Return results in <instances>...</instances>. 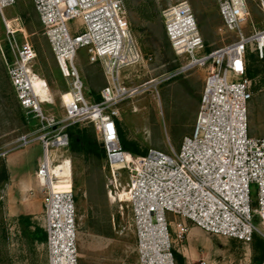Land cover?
I'll return each instance as SVG.
<instances>
[{
	"label": "built area",
	"instance_id": "built-area-1",
	"mask_svg": "<svg viewBox=\"0 0 264 264\" xmlns=\"http://www.w3.org/2000/svg\"><path fill=\"white\" fill-rule=\"evenodd\" d=\"M31 2L57 71L68 84V91L59 94L63 115L48 113L54 106L50 93L42 98L33 86L39 79L33 71L36 51L18 20H13L17 23L14 28L4 14L16 0H0L12 56L7 74L29 127L13 143L41 148L34 177L42 197L47 264H79L77 209L70 162L63 156L70 145L68 130L74 126L92 128L104 152L107 196L128 211L137 264H177L175 254L183 248L190 226L243 245L251 244L255 237L264 241V137L251 136L248 117L256 85L248 73L252 62L264 68V28L255 29L246 1L218 3L222 23L218 31L231 39L209 52L189 4L164 9L165 36L184 63L137 88L124 87L122 72L151 64L153 57L143 54L133 37L124 0ZM258 3L264 16V0ZM19 34L21 42L16 37ZM81 48L86 49L89 65L101 66L105 86L98 92L99 101L83 93L76 68ZM193 69L204 70L205 76L192 130L178 149H150L144 155L123 149L118 106L139 89ZM43 87L47 88L46 82ZM64 162L70 173L67 179L54 173ZM115 166L121 170L113 171ZM59 186L65 189L57 191Z\"/></svg>",
	"mask_w": 264,
	"mask_h": 264
},
{
	"label": "rangeland",
	"instance_id": "rangeland-1",
	"mask_svg": "<svg viewBox=\"0 0 264 264\" xmlns=\"http://www.w3.org/2000/svg\"><path fill=\"white\" fill-rule=\"evenodd\" d=\"M220 1L124 0L133 37L142 53L153 57L151 64H141L122 72L124 87L137 88L184 63V58L174 54L164 33L161 12L169 6L190 5L206 52L230 41V35L218 31L222 25L217 11ZM245 1L255 29H263L264 16L258 0ZM4 14L7 20L19 21V27L36 51L33 71L49 86L54 102V106L43 108L61 117L63 110L59 94L68 91V84L57 71L31 0H16ZM16 24L13 22L12 26L17 28ZM16 37L18 42L22 41L21 34ZM11 60L0 16V154L8 153L4 157L0 155V264H47L45 242L30 239L35 229L43 231L42 197L34 177L41 160V148L38 144L21 148L13 143L29 127L24 124L8 78L7 64ZM76 68L85 97L93 95L91 100H96L98 91H94L105 85L101 66L89 65L86 49L81 48L77 52ZM249 72L256 82L248 114L250 134L263 138L264 91L260 90L264 85V68L252 62ZM204 76V70L193 69L162 84L149 85L143 91L139 89L127 97L118 106L123 140L133 144L138 151L156 149L167 152L170 147L177 150L183 137L192 130ZM83 128L96 139L92 128L84 126L80 129ZM63 156L70 162L77 209L79 264H137L134 234L127 225L128 211L107 196L105 160L76 155L69 150ZM27 221L30 224L25 229ZM254 224L257 225L256 220ZM196 232L178 253L184 264H200L202 260L198 256L203 253L206 264H258L264 253L259 245L262 240L258 237L251 244L243 245L234 240L209 236L197 228Z\"/></svg>",
	"mask_w": 264,
	"mask_h": 264
},
{
	"label": "trees",
	"instance_id": "trees-1",
	"mask_svg": "<svg viewBox=\"0 0 264 264\" xmlns=\"http://www.w3.org/2000/svg\"><path fill=\"white\" fill-rule=\"evenodd\" d=\"M248 76L253 78L254 76L249 72ZM96 98L95 101H97ZM80 126H74L69 128L68 134L70 138V145H69V152L76 154V155H83V156H93L97 160L104 159V152L101 146L97 143L94 137H90L87 133L85 128L80 129ZM119 141L123 149L132 152L136 155H144L145 151H138L137 148L131 144L123 140V136L121 131L119 130ZM131 144V145H130ZM29 222L27 221L24 225L25 229L29 227ZM30 239L35 242L44 243L46 241V235L41 229H35L32 235H30ZM260 248H262L264 252V241H260L259 243ZM175 259L177 264H183L181 257L175 254ZM264 262V253L260 258L258 264Z\"/></svg>",
	"mask_w": 264,
	"mask_h": 264
},
{
	"label": "bare ground",
	"instance_id": "bare-ground-1",
	"mask_svg": "<svg viewBox=\"0 0 264 264\" xmlns=\"http://www.w3.org/2000/svg\"><path fill=\"white\" fill-rule=\"evenodd\" d=\"M9 21H11V23H13V20H9ZM44 84H45V82L42 79H40V78L36 79L35 81H33V86H34V89H35L36 93L38 94V96H40L42 98H46V95H47L46 92H49V88H48L49 86L46 85L47 88L44 89V87H43ZM68 169L69 168L67 167V165L64 162L62 165L60 164L59 167L56 168L54 173L59 178L67 179V178H69V175H70ZM120 170H121V168L119 166L113 167V171H120ZM121 175H123L122 172H121ZM119 180L120 179H118V178L115 179L116 182H119ZM64 189H65V187L59 186L57 191H61V190H64ZM120 195H121V193H120ZM121 198H122V196H121Z\"/></svg>",
	"mask_w": 264,
	"mask_h": 264
},
{
	"label": "crops",
	"instance_id": "crops-1",
	"mask_svg": "<svg viewBox=\"0 0 264 264\" xmlns=\"http://www.w3.org/2000/svg\"><path fill=\"white\" fill-rule=\"evenodd\" d=\"M105 86V85H104ZM103 86V87H104ZM103 87H99V89H97V90H95L94 92L96 93L97 91L99 92ZM93 96V95H92ZM92 96L91 97H88L90 100L92 99ZM97 98H99L98 97V94H97ZM16 99V98H15ZM96 99V98H95ZM95 101V100H94ZM17 106H18V103H17ZM18 108L20 109V107L18 106ZM20 111H21V113H22V110L20 109ZM23 116V115H22ZM194 123V122H193ZM192 126H193V124H192ZM120 127H121V129H122V125L121 124H119L118 125V128H119V130L121 131V129H120ZM124 132V131H123ZM199 230V229H198ZM200 231V230H199ZM202 232V231H201ZM195 233H197L196 232V228L194 229V228H192V227H190L189 228V231H188V235H187V241H189V240H191L192 239V237L195 235ZM204 233V232H203ZM205 234V233H204ZM177 255H179V254H177ZM199 257V259L200 260H202V261H205L204 260V257H205V255H204V253L203 254H201V256H198ZM182 259V258H181ZM182 261H183V264H184V260L182 259Z\"/></svg>",
	"mask_w": 264,
	"mask_h": 264
}]
</instances>
